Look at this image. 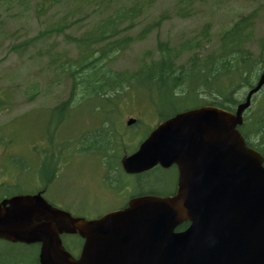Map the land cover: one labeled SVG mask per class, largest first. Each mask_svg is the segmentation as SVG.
<instances>
[{
    "label": "water",
    "instance_id": "95a60500",
    "mask_svg": "<svg viewBox=\"0 0 264 264\" xmlns=\"http://www.w3.org/2000/svg\"><path fill=\"white\" fill-rule=\"evenodd\" d=\"M263 81L264 73L248 96ZM246 106L239 105L235 115L209 107L178 114L122 159L128 172L177 164L175 196L140 197L130 209L89 221L51 206L40 194L12 196L0 201V239L39 242L41 264H119L99 256L100 239H108L110 253L121 256L132 232V223L125 227L124 222L138 213L150 223L143 230L134 229V234L152 236L156 243L158 238L164 242L162 237L168 238L178 222L191 221L173 240L175 251L156 245L155 264H264L262 158L244 148L235 129ZM63 232H78L85 238L78 258L63 248Z\"/></svg>",
    "mask_w": 264,
    "mask_h": 264
},
{
    "label": "rangeland",
    "instance_id": "374dc122",
    "mask_svg": "<svg viewBox=\"0 0 264 264\" xmlns=\"http://www.w3.org/2000/svg\"><path fill=\"white\" fill-rule=\"evenodd\" d=\"M28 1L26 0V4H28ZM225 1L223 3L220 1L221 7L215 8L212 5L209 10L196 12L197 17L193 15L191 19H170L163 22L159 30L160 37H172L180 31L187 33L197 30L203 22H208V19L211 21V33L214 34L224 23L228 24L231 18H234V10L240 8L245 10L247 9L245 4H252L251 2H245V0ZM174 2L175 0H157L147 5L146 15L140 18L139 26L142 28L144 23L152 20L164 9L170 12V7ZM259 2H264V0H257V4ZM236 5L238 6L235 7ZM90 9L91 5L88 4L49 7L39 17L37 15L28 17L26 11V18L20 26L14 25V22L11 21L16 18L15 14H11L14 15L10 16L11 20L3 15L0 18V88H8V90L0 89V100L9 102L11 107L9 111L4 109L0 112V180L6 179L7 182L9 181L7 184H13L10 183L13 180L22 182V186L19 188L8 187V190L0 188V197L5 193L16 191L24 193L37 189L38 185H32L26 179H20L19 177L10 178V174L14 175L12 172H15V170L24 172L27 170L25 168L27 163L30 165L28 169L32 168L36 154L38 155L41 150H52L53 145H50L44 137L48 113L41 107L49 109L56 100L63 99L66 95L64 89H67L68 82L59 79L56 84H53L56 75L50 59L55 57L57 53H60L63 58L66 55H70L68 58H71L77 54L74 45L69 44L61 34L51 32L45 38L39 39V32L55 26L66 14V11H75L74 15L77 17V21L66 32L72 35L79 34L89 21L95 19V14H87ZM259 31L264 35V16L259 19ZM155 35L156 32L154 31L145 41L136 43L122 52L110 64L111 67L114 69L134 68L135 60L146 49L155 47ZM29 37H35L34 43L24 47L21 53H15L9 49L12 44L25 41ZM58 76L63 77L60 73ZM59 94L60 96L57 97L56 95ZM130 100H132L131 94L128 96L127 102L129 103ZM136 104L130 102L127 111L131 110V113L134 114L136 108H139L141 122L136 127L127 128L123 135V140L128 143V147L121 152L123 155L124 152L126 154L136 145L155 121V117L148 106H140L142 102L138 100ZM36 106L40 109H30ZM71 108L73 109L74 106ZM128 115L132 114L129 113ZM128 115L122 119L125 121ZM98 121L99 116L97 113L91 111V102L83 99L75 113L65 119L62 125L63 137L66 140H72L78 136V133L87 124L94 126ZM119 127L122 131V124ZM38 133V144L34 143L33 145L32 143L31 145V141L36 140L35 136ZM60 136L61 133L58 138ZM62 143L64 146L68 145L67 142ZM60 153L64 154L63 156H70L71 154V160L65 171H58V178L44 192V197L58 207L67 209L75 215L93 218L114 204L111 201L113 197L104 192L103 189L115 191L123 198L137 191L132 185L127 189L120 187V191H117L106 184L97 157L77 152L71 146L66 150L62 149ZM40 160L41 157L39 156L38 161L40 162ZM123 174L120 169H117L116 175L122 176ZM151 176L155 178L154 183L161 182L159 185L162 189L170 188L173 177L170 170L157 171ZM126 179L132 181L133 176L127 175ZM62 240L69 243L72 238L63 235ZM0 250L3 252L0 256V264H11L13 253L27 257L34 251L22 246H8L2 242H0Z\"/></svg>",
    "mask_w": 264,
    "mask_h": 264
},
{
    "label": "trees",
    "instance_id": "16d2710c",
    "mask_svg": "<svg viewBox=\"0 0 264 264\" xmlns=\"http://www.w3.org/2000/svg\"><path fill=\"white\" fill-rule=\"evenodd\" d=\"M153 1L40 0V13L47 10L46 3L60 5L64 2L70 6L91 5L90 14H95L94 21H89L82 32L75 36L64 33V29L72 26L76 20L57 24L59 27L56 30L64 33L81 54V60L60 63L61 70L71 79V91L79 87L82 93L101 98L108 104L105 107L106 111L111 109L120 111L119 103L129 96L131 91L141 92L148 103L156 109V115L164 118L183 109L188 99L197 100L203 91L210 93L208 89L199 87L214 82L215 98L212 100L233 106L238 101L236 94L240 95V87L252 83L257 67L263 63L261 54L255 55L245 46L246 39L250 36L247 29L255 24L254 11L242 14L233 26L226 29L219 39L218 49L206 55L201 61L195 55L188 56L185 61L180 60L184 51L188 52L196 44H200V38L184 39L174 45L169 40H161L158 36L157 56L148 52L145 58L140 59L134 70L123 72L103 68L113 53L121 51L131 41L144 38L145 34L160 26L161 17L153 23H146L136 38L127 32L146 15V7ZM183 10L179 9L177 14L184 16ZM181 85L186 93L177 90ZM70 100L69 98L66 102L69 103ZM64 105L58 107L60 112L64 110ZM260 108V113L255 117L247 116L244 131L247 129L253 136L260 137L262 143L258 149L264 155V101ZM102 141L103 145L107 143L104 146L107 149L117 147L116 151L126 146L121 134L113 139L106 134ZM47 158L54 157L51 155ZM43 168L44 181H51L58 169L57 163L52 160L45 161ZM3 244L34 250L27 257L13 253L11 264H38L36 245L27 246L5 241ZM2 253L0 250V256Z\"/></svg>",
    "mask_w": 264,
    "mask_h": 264
},
{
    "label": "flooded vegetation",
    "instance_id": "af4514ba",
    "mask_svg": "<svg viewBox=\"0 0 264 264\" xmlns=\"http://www.w3.org/2000/svg\"><path fill=\"white\" fill-rule=\"evenodd\" d=\"M123 205H125V204H122L120 207H122Z\"/></svg>",
    "mask_w": 264,
    "mask_h": 264
}]
</instances>
